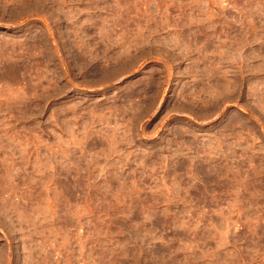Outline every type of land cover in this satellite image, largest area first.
<instances>
[{
    "label": "rangeland",
    "instance_id": "374dc122",
    "mask_svg": "<svg viewBox=\"0 0 264 264\" xmlns=\"http://www.w3.org/2000/svg\"><path fill=\"white\" fill-rule=\"evenodd\" d=\"M0 264H264V0H0Z\"/></svg>",
    "mask_w": 264,
    "mask_h": 264
}]
</instances>
